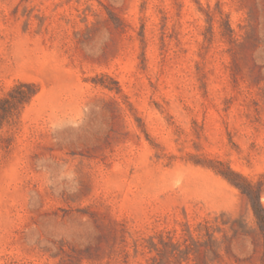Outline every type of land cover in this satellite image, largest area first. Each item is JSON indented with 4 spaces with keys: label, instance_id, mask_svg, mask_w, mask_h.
<instances>
[{
    "label": "rangeland",
    "instance_id": "obj_1",
    "mask_svg": "<svg viewBox=\"0 0 264 264\" xmlns=\"http://www.w3.org/2000/svg\"><path fill=\"white\" fill-rule=\"evenodd\" d=\"M0 124V264H264V0H0Z\"/></svg>",
    "mask_w": 264,
    "mask_h": 264
},
{
    "label": "trees",
    "instance_id": "obj_2",
    "mask_svg": "<svg viewBox=\"0 0 264 264\" xmlns=\"http://www.w3.org/2000/svg\"><path fill=\"white\" fill-rule=\"evenodd\" d=\"M30 95V94H29ZM35 95V93L34 94H31L30 96L31 97H33ZM27 95H25V96H23V97H26ZM24 99V98H23ZM4 111V118H7V116L11 113V107H9V108H7V109H5V110H3ZM0 128H1V124H0ZM255 213H256V217H257V219H258V221H259V223L260 224H263L264 223V218H263V216H261L258 212H257V210H255Z\"/></svg>",
    "mask_w": 264,
    "mask_h": 264
}]
</instances>
